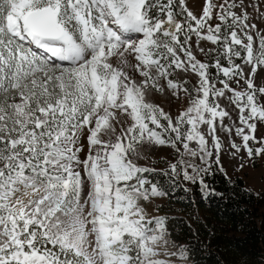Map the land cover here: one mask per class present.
Returning <instances> with one entry per match:
<instances>
[{
	"label": "snow or ice",
	"instance_id": "snow-or-ice-1",
	"mask_svg": "<svg viewBox=\"0 0 264 264\" xmlns=\"http://www.w3.org/2000/svg\"><path fill=\"white\" fill-rule=\"evenodd\" d=\"M262 9L264 0H200L195 13L186 0H0V264L211 255L191 225L195 245L170 232L156 200L187 195L181 181L201 200L224 199L205 182L215 171L231 183L222 151L237 171L259 162L264 180ZM160 146L175 162L161 157L157 169ZM242 264H264V251Z\"/></svg>",
	"mask_w": 264,
	"mask_h": 264
},
{
	"label": "trees",
	"instance_id": "trees-1",
	"mask_svg": "<svg viewBox=\"0 0 264 264\" xmlns=\"http://www.w3.org/2000/svg\"><path fill=\"white\" fill-rule=\"evenodd\" d=\"M229 176V175H228ZM231 183L219 172L205 177V182L225 198L201 200L197 185L181 181L189 188L186 195L180 188L160 203L161 214L169 216V231L185 240H196L188 229L191 225L198 237L211 241L212 254L207 250L198 257L199 264H242L255 261L264 251V198L261 191L248 188L241 176H229ZM166 183V179L155 176ZM194 200L195 203H191Z\"/></svg>",
	"mask_w": 264,
	"mask_h": 264
},
{
	"label": "rangeland",
	"instance_id": "rangeland-1",
	"mask_svg": "<svg viewBox=\"0 0 264 264\" xmlns=\"http://www.w3.org/2000/svg\"><path fill=\"white\" fill-rule=\"evenodd\" d=\"M186 3H187V6L189 7V9L192 10L194 13L199 9L200 0H186ZM262 11H264V9H262ZM254 22L257 23V25L259 26V24H260L259 19L255 20ZM194 54L197 55V59H202V60L209 59L208 57L202 56L198 52H194ZM210 72H214V70L210 69ZM221 104L223 106V102H221ZM163 106L167 110L168 105L164 104ZM233 119H235L234 114H233ZM230 122L231 121H228V120L225 121V123H230ZM218 135L220 136V139L223 142L225 140V134L222 131H218ZM255 135L257 136V138L261 137V135H264V128H262L259 125V123L257 124V129H256ZM233 138H234V134H233V136H228L227 140L229 142H231ZM236 139H237V142H239L238 138H236ZM190 146H192V145L190 144ZM161 157L163 158V161H168L171 159L172 162H175V153L167 147L160 146L159 148L156 149L155 153L152 156V159L157 160V163L155 165H152V166L156 167L157 169L165 167L166 163L161 161V159H160ZM230 160H231V155L230 154L225 155L224 151H222L221 152V163L225 167V170L227 171L229 176H241L244 179L245 184L248 188H250L252 190H256V191L262 190V185H264V180H262L261 176H260L259 162H258L257 168H255V169L249 168L245 171H237L229 163ZM140 163L147 164V163H149V161H141ZM189 171H191V170L189 169ZM164 200L165 199L157 198L156 203L160 204Z\"/></svg>",
	"mask_w": 264,
	"mask_h": 264
}]
</instances>
